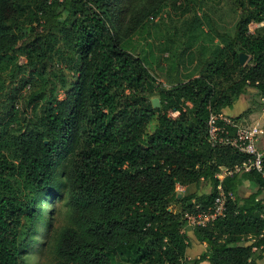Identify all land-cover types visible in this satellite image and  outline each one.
I'll list each match as a JSON object with an SVG mask.
<instances>
[{"label": "trees", "instance_id": "trees-1", "mask_svg": "<svg viewBox=\"0 0 264 264\" xmlns=\"http://www.w3.org/2000/svg\"><path fill=\"white\" fill-rule=\"evenodd\" d=\"M167 10L188 18L149 41L148 19ZM165 54L168 72L189 62L196 73L159 83ZM247 88L264 98V0H0V264H24L39 199L59 181L71 222L52 264H258L264 179L228 175L248 156L207 140L209 116ZM201 181L207 194L177 196ZM220 190L227 210L192 229L205 251L188 259L184 214Z\"/></svg>", "mask_w": 264, "mask_h": 264}, {"label": "rangeland", "instance_id": "rangeland-1", "mask_svg": "<svg viewBox=\"0 0 264 264\" xmlns=\"http://www.w3.org/2000/svg\"><path fill=\"white\" fill-rule=\"evenodd\" d=\"M214 3L217 0H211ZM168 13L161 16L166 18L164 23L155 17L148 20V37L149 41L154 43H162L164 38L165 28H168L165 24L171 26V20L173 24H182V19L178 18H188V16H179L178 12L169 11ZM170 18V19H169ZM259 25L251 24L250 31L253 32ZM136 41V39H135ZM145 49L146 47L143 46ZM153 53L158 54V50L153 48ZM166 54L161 60V64L164 66V71L159 74L158 82L168 87L173 83L185 81L187 77L192 76L196 73L197 64H190L189 62L181 63L179 68L175 72H168V62L164 59ZM20 63H24V60L21 59ZM27 91V88L23 91ZM62 97V93L59 94ZM246 112V113H245ZM222 116L229 119H234L240 117L236 121L239 125L245 128L257 127L260 131L259 139L257 142V148L264 153V98H260L256 91L253 88H247L239 99L233 104L232 108H227L222 111ZM175 118V115H171ZM58 180H63L62 176H57ZM58 189L57 195L49 193L45 196H42L39 199L38 206L40 208V217L37 222L34 224L31 233L25 238V242L22 245V257L24 264H52V245L53 238L56 232L62 227L70 225L71 222V209L67 205L66 192L61 188V181L57 182ZM255 191V187L244 182L240 187L239 194L242 197L248 196L251 192ZM209 192V183L201 181L198 185H192L189 187L188 191L177 188V196H188L191 194L203 195ZM172 209L176 212L179 210L178 204H172ZM192 227L189 226L187 222L184 224V231L190 241V247L187 249L186 254L189 257H198L202 251L201 244L196 241L192 234ZM24 239V237H23ZM22 239V240H23ZM200 249V250H199ZM204 252V251H203ZM186 255V256H187ZM189 257H187L189 259Z\"/></svg>", "mask_w": 264, "mask_h": 264}, {"label": "built area", "instance_id": "built-area-1", "mask_svg": "<svg viewBox=\"0 0 264 264\" xmlns=\"http://www.w3.org/2000/svg\"><path fill=\"white\" fill-rule=\"evenodd\" d=\"M171 115H175L176 117L177 113H170ZM218 122L222 124L219 125ZM207 127V140L212 147H230L248 156V160L245 163L235 166L233 170L227 173L228 175L254 170L264 179V153L257 148L260 133L257 127L245 128L234 120L222 116V114H211ZM225 175L226 173L219 174L217 176L218 180L221 181ZM177 188L180 189L181 187ZM231 198V194L226 195L220 190L211 206L206 210L197 211L196 213H185L183 218L192 228L206 227L217 218L224 216L227 210V201Z\"/></svg>", "mask_w": 264, "mask_h": 264}, {"label": "water", "instance_id": "water-1", "mask_svg": "<svg viewBox=\"0 0 264 264\" xmlns=\"http://www.w3.org/2000/svg\"><path fill=\"white\" fill-rule=\"evenodd\" d=\"M247 60V56L246 55H240L239 57V62H240V65H243ZM151 105H152V108L153 109H158L159 106H160V103H159V99L158 98H152L151 99Z\"/></svg>", "mask_w": 264, "mask_h": 264}, {"label": "crops", "instance_id": "crops-1", "mask_svg": "<svg viewBox=\"0 0 264 264\" xmlns=\"http://www.w3.org/2000/svg\"><path fill=\"white\" fill-rule=\"evenodd\" d=\"M247 183H248V182H247ZM248 184H249V183H248ZM189 187H190V186H188V187H183V189L188 191ZM180 189H182V188H180ZM251 193H253V192H251ZM251 193H250V194H251ZM250 194H249V195H250ZM246 197H247V196H246ZM200 244H201V243H200ZM201 247H202V251L199 249V250H200V251H199L200 253H202L203 251H205V245H204V244H201ZM186 255H187V254H186ZM187 257H189V256L187 255ZM195 258H197V256H196V257H189V259H195ZM258 264H264V255H263V259L260 260V261L258 262Z\"/></svg>", "mask_w": 264, "mask_h": 264}]
</instances>
